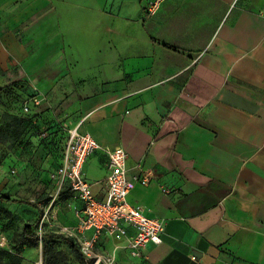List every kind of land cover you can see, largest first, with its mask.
<instances>
[{
    "label": "crops",
    "instance_id": "1",
    "mask_svg": "<svg viewBox=\"0 0 264 264\" xmlns=\"http://www.w3.org/2000/svg\"><path fill=\"white\" fill-rule=\"evenodd\" d=\"M96 1L44 0L45 62L83 81L73 128L121 147L129 178L151 173L127 201L165 231L140 258L104 234L94 250L114 264H264V0H163L151 17L150 0ZM83 171L104 199V153Z\"/></svg>",
    "mask_w": 264,
    "mask_h": 264
},
{
    "label": "rangeland",
    "instance_id": "2",
    "mask_svg": "<svg viewBox=\"0 0 264 264\" xmlns=\"http://www.w3.org/2000/svg\"><path fill=\"white\" fill-rule=\"evenodd\" d=\"M50 14L44 0H0V196L13 200L0 203V251L17 260L2 256V263L93 264L99 258L114 264L103 244L87 263L72 246L67 232L74 200L56 195L51 179L75 124L76 86L83 81L67 79L59 65L54 70L45 62L55 32ZM31 86L41 90L44 102L25 112ZM94 175L88 174L89 181ZM46 212L49 221L42 219ZM25 227L38 238L26 237Z\"/></svg>",
    "mask_w": 264,
    "mask_h": 264
},
{
    "label": "built area",
    "instance_id": "3",
    "mask_svg": "<svg viewBox=\"0 0 264 264\" xmlns=\"http://www.w3.org/2000/svg\"><path fill=\"white\" fill-rule=\"evenodd\" d=\"M162 1L150 0L144 7L145 16L151 17ZM30 92L28 102L23 105L25 112L30 106H39L44 102V95L38 88L33 87ZM96 151L104 153L108 169L104 179L106 193L102 200L93 195L92 185L86 180L83 171L85 161ZM126 160L127 154L121 147L102 146L88 134L80 133L77 128L68 131L60 163L54 169L51 179L56 195L71 196L81 205L76 210L78 224L67 233L74 237L86 263L95 258L94 248L102 234L116 241L126 240L127 249L133 258H140L148 243H161L165 231L164 221L148 217L141 206L131 205L127 201L135 184H149L151 173H140L129 178ZM42 219L49 221L47 212ZM89 230L92 234L85 238L83 234ZM128 230H132V235H129ZM97 261L99 258L93 264Z\"/></svg>",
    "mask_w": 264,
    "mask_h": 264
},
{
    "label": "trees",
    "instance_id": "4",
    "mask_svg": "<svg viewBox=\"0 0 264 264\" xmlns=\"http://www.w3.org/2000/svg\"><path fill=\"white\" fill-rule=\"evenodd\" d=\"M29 96H31V92L28 94V98H29ZM60 160H61V156H60ZM59 163H60V161H59ZM59 163H58V165H59ZM58 165H57V166H58ZM57 166H56V167H57ZM56 167H55V168H56ZM55 168H54V169H55ZM11 202H13V200H11L10 198H8V197H4V196H0V203H11ZM27 229H28L27 227H25V228L23 229V233L25 234V236L28 237V238L35 239V240H36L38 237L35 236L34 234H32V233H31L30 231H28ZM69 243H71V242H69ZM72 243H73L72 246H73V247H76L77 250L79 251L77 245H76L74 242H72ZM2 256H7V257L9 258V261H11V262H17L16 258H15L13 255H11V254H9V253H4V252L0 251V264H3V263H2ZM10 264H12V263H10ZM44 264H48V260H45Z\"/></svg>",
    "mask_w": 264,
    "mask_h": 264
},
{
    "label": "water",
    "instance_id": "5",
    "mask_svg": "<svg viewBox=\"0 0 264 264\" xmlns=\"http://www.w3.org/2000/svg\"><path fill=\"white\" fill-rule=\"evenodd\" d=\"M96 264H105L103 261H97V263Z\"/></svg>",
    "mask_w": 264,
    "mask_h": 264
}]
</instances>
